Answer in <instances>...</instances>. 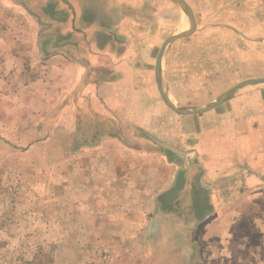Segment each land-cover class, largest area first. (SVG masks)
I'll return each mask as SVG.
<instances>
[{
	"label": "crops",
	"instance_id": "obj_1",
	"mask_svg": "<svg viewBox=\"0 0 264 264\" xmlns=\"http://www.w3.org/2000/svg\"><path fill=\"white\" fill-rule=\"evenodd\" d=\"M1 1L26 20L23 30L30 37L22 45L14 37L9 45H0L1 72L5 68L6 81H12L14 76L18 78L16 70L28 63L30 73H36L33 78L39 79L33 82L37 88L32 97L37 104L29 107L44 109L37 115L54 118L58 131L80 133L85 129L93 134L73 142L70 148H103L107 156L102 161L111 167L115 155H124L111 150L127 148L117 137L121 136L149 148L145 155H156L157 163L150 170L156 174L166 170L164 181L176 173L183 175L181 186L167 191L163 203H170L172 197L189 198L191 203L181 207L188 216L184 222H176L170 235L156 237L155 243L173 247L166 256L163 251L155 254L158 259L176 255L181 264H215L211 260L216 256L208 247L217 245L221 259L264 261V84L247 85L207 111L181 114L162 98L156 80L157 58L165 42H160V30L165 24L169 27L175 13L171 0ZM14 28L9 32L17 35ZM234 33L237 39L251 42L252 33ZM170 48L162 66V76L169 84ZM249 66L251 72L249 68L240 70L243 74L237 79L239 71L225 65L222 79L209 93L204 90L194 97L178 98V102L202 106L241 80L264 77V63L257 71L254 64ZM26 73L24 70L25 80ZM183 85L191 91V83ZM149 133L184 150L185 155L155 148L147 142ZM105 172L100 174L105 177ZM229 244L228 253L223 248ZM259 245H263L261 257ZM240 248L244 255L237 258ZM223 251L231 256L225 257Z\"/></svg>",
	"mask_w": 264,
	"mask_h": 264
},
{
	"label": "rangeland",
	"instance_id": "obj_2",
	"mask_svg": "<svg viewBox=\"0 0 264 264\" xmlns=\"http://www.w3.org/2000/svg\"><path fill=\"white\" fill-rule=\"evenodd\" d=\"M171 1L175 13L169 27L165 24L161 28L160 42L189 28L186 12ZM186 1L193 9L197 28L169 45L172 82L164 81L177 102L204 90L209 93L222 79L225 65L236 68L239 79L243 74L240 70L249 68L251 72L248 64H254L257 71L264 63V0ZM0 3V45H9L11 37L16 44L26 43L30 38L23 30L26 20ZM10 28L17 35L9 32ZM234 31L252 33L251 42L237 39ZM27 64L16 70L14 84L11 79L6 81L7 70L0 69V264H181L176 255L158 259L155 254L163 251L166 256L173 247L161 246L155 240L170 235L178 226L176 222H184L188 216L181 207L189 198L172 197L170 203H163L165 193L179 186L183 175L176 173L164 181L166 170L160 169V174L150 170L157 163L156 155H145L149 148L121 136L117 137L127 148L111 150L114 154L124 152L114 156L116 163L111 167L102 161L107 156L103 148H70L73 142L93 134L85 129L80 133L58 131L54 118L37 115L44 109L29 107L37 88L33 82L39 79L33 78L36 73H30ZM183 83H191V91ZM150 135H145L147 142L160 149ZM103 172L105 177L100 174ZM172 205L177 208L168 210ZM208 233L214 236L213 231ZM262 246L257 250L260 257ZM160 247L167 248L158 251ZM208 248L216 256L211 263L264 264L260 259L224 260L217 245ZM223 249L229 253L231 245ZM239 250L242 253L236 254L237 258L244 255L243 249Z\"/></svg>",
	"mask_w": 264,
	"mask_h": 264
},
{
	"label": "water",
	"instance_id": "obj_3",
	"mask_svg": "<svg viewBox=\"0 0 264 264\" xmlns=\"http://www.w3.org/2000/svg\"><path fill=\"white\" fill-rule=\"evenodd\" d=\"M187 14L190 24L189 28L187 30H184L182 32H178L175 34L170 35L164 42L163 46L160 49L158 58H157V63H156V80L158 84V88L160 90L162 98L165 100V102L173 108L176 112L181 113V114H190V113H201L204 111H207L225 100L233 97L237 92H239L241 89H243L247 85H257V84H264V77H255V78H247L245 80H242L241 82H238L234 86H232L230 89L219 95L213 102H210L208 104L202 105V106H197V107H189L186 105L181 104L180 102L175 101L168 90L166 89L164 78L162 76V66H163V61L165 58L166 50L168 46L174 42L176 39L180 37H186L190 35L194 30L197 28V21L196 17L194 15L193 9L190 6V4L186 0H174ZM150 137L163 149L165 150H170L172 152L178 153L185 155V151L178 148L177 146L160 140L156 138L153 135H150Z\"/></svg>",
	"mask_w": 264,
	"mask_h": 264
}]
</instances>
